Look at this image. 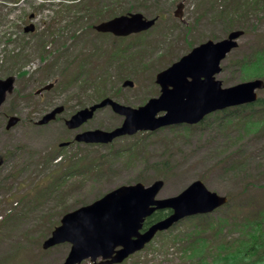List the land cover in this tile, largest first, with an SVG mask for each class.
<instances>
[{"label":"rangeland","instance_id":"rangeland-1","mask_svg":"<svg viewBox=\"0 0 264 264\" xmlns=\"http://www.w3.org/2000/svg\"><path fill=\"white\" fill-rule=\"evenodd\" d=\"M69 1L0 0V79H15L0 110V264H61L70 245L43 250L42 243L64 214L120 186H149L157 180L163 181L159 199L199 180L209 191L227 196L230 207L179 221L121 264H218L216 247L241 238L244 214L264 213V105L230 108L197 125L139 132L107 145L59 144L73 139L75 132L64 121L77 110L107 97L132 108L144 105L160 95L154 81L158 72L199 44L220 41L239 28L243 34L216 79L222 88L264 81L263 71L242 69L254 52L264 51V0H252L257 9L237 19L228 16L226 6V12L217 10L222 16L209 12L204 0H88L116 13L129 10L158 19L148 31L125 38L93 30L111 12L92 16L83 0L77 6ZM177 5H182L183 22L174 16ZM29 25L34 30L26 33ZM81 68L85 72L76 78ZM125 80L133 87H123ZM51 83L52 89L36 94ZM258 97L264 99V90ZM59 105L64 111L55 121L36 124ZM1 114L15 115L20 122L6 131ZM122 121L105 108L78 131H110ZM65 161L74 167L60 182L56 177L65 173L60 165ZM89 162L101 172L79 169Z\"/></svg>","mask_w":264,"mask_h":264},{"label":"water","instance_id":"water-1","mask_svg":"<svg viewBox=\"0 0 264 264\" xmlns=\"http://www.w3.org/2000/svg\"><path fill=\"white\" fill-rule=\"evenodd\" d=\"M182 5H177L174 16L181 19ZM156 19H147L140 13L114 17L94 26L98 33L126 37L149 30ZM25 32L33 31L30 25ZM242 31H232L226 38L208 40L194 47L188 54L155 76L160 87L158 98L149 99L138 108L123 106L110 98H104L89 108L73 114L65 125L74 130L90 120L94 113L107 106L124 117L122 124L112 131L88 130L75 136V141L86 144H108L122 136L137 132H154L173 125H195L216 111L254 103L256 91L264 89V81L256 79L222 88L215 76L221 72L220 63L235 47ZM123 87H132L129 80ZM14 78L0 80V106L7 94H11ZM52 85L41 90H48ZM63 111L58 106L43 116L39 125L47 124ZM164 113L162 116H157ZM18 122L8 119L6 128ZM65 144H62L63 146ZM163 187L161 180L149 186L141 183L120 186L100 199L68 212L60 219L50 236L42 243L47 250L60 244H70V250L62 264H80L89 259L93 264H120L130 255L140 251L157 232L168 230L178 221L210 214L227 202L225 196L210 192L201 181H194L176 196L158 199ZM160 210H169L164 219L142 231L145 219Z\"/></svg>","mask_w":264,"mask_h":264},{"label":"trees","instance_id":"trees-1","mask_svg":"<svg viewBox=\"0 0 264 264\" xmlns=\"http://www.w3.org/2000/svg\"><path fill=\"white\" fill-rule=\"evenodd\" d=\"M82 0H70V3L75 4V6L81 4ZM98 1V0H97ZM116 1V0H112ZM208 1L206 4H202L204 8H206L207 4H210L208 6V11L209 12H217L218 14L221 15V13L218 10V8H223L225 11V6L227 10V14L230 17H248L252 12L255 11L257 5H253L252 0H204V2ZM85 4H87V7L85 11L91 12L92 16L97 15L100 17V14L105 12H111L109 15H112V17L117 16V15H122V14H127L129 10H126L125 12H120L116 13L115 9L109 7V5L102 6L96 5L94 7L93 1H88V0H83ZM223 3V5H222ZM99 4V3H98ZM231 4H233V7L231 8ZM71 6V5H70ZM77 8V7H76ZM110 8V10H109ZM252 9V11H251ZM226 12V11H225ZM86 13V12H85ZM227 14L225 15L226 17ZM222 16V15H221ZM229 17V18H230ZM81 19H83L81 17ZM242 30V28H239ZM238 29V30H239ZM243 31V30H242ZM87 62H83L82 65H86ZM242 69L245 72H264V51H258L254 52L243 64H242ZM85 72L84 68H81L77 73H76V78L82 75ZM264 105V99L259 98L256 103L252 105H247V106H242L239 107L240 109H252L255 107H262ZM264 110V109H263ZM87 159H92L91 157H85ZM93 160H96L93 158ZM61 167L64 169L65 173L61 176H57L56 180L62 182L63 180H67L70 176L69 170L74 167V163L71 165H67V162H63L60 164ZM67 165V169H65V166ZM79 169H94L93 172L95 174L100 173L98 171L99 167L96 165L95 162H89L88 164L81 165ZM60 169L57 171H54V174H59ZM77 171V170H76ZM75 172V171H74ZM89 170L86 171L88 173ZM79 173V171H78ZM66 174V175H65ZM52 177L51 175L47 176L44 178L45 182L48 180V178ZM62 180V181H61ZM236 206V205H235ZM230 205H227V208H229ZM237 210L240 208L236 206ZM168 215L167 211H160L154 213L151 217H149L145 223H144V228H147L149 225H151L154 222H157L164 217ZM249 217H254L253 219H250ZM197 218H205V216H198ZM243 223L241 225V238L236 240V243L233 244H220L218 245L217 248V254L216 258L214 260V263H221L224 262V264H264V213L259 214H244L243 217ZM200 225V224H199ZM202 226V225H200ZM257 234V235H256ZM201 250V249H196V251Z\"/></svg>","mask_w":264,"mask_h":264},{"label":"flooded vegetation","instance_id":"flooded-vegetation-1","mask_svg":"<svg viewBox=\"0 0 264 264\" xmlns=\"http://www.w3.org/2000/svg\"><path fill=\"white\" fill-rule=\"evenodd\" d=\"M41 93H43V92H41ZM41 93H38L37 95H41ZM41 96H42V95H41ZM45 113H46V112H45ZM45 113H44V114H45ZM44 114H43V115H44ZM43 115H42V116H43ZM2 116H3V121L5 122L4 124L6 125V122H7V120H8L9 115H8V114H5V115L1 114V117H2ZM42 116H41L37 121H39V120L42 118ZM37 121H36V122H37ZM5 130H6V129H5ZM6 131H8V130H6ZM71 132H72V131H71ZM74 132H75V133H74V136H75V134H76L77 131H74ZM74 136H73V138H74ZM67 143H69V144L67 145V146H69V145L73 144L74 142H73L72 140H70V141H67ZM74 144H75V143H74ZM3 161H4V159L0 157V168H1V166H2L1 164L3 163Z\"/></svg>","mask_w":264,"mask_h":264}]
</instances>
